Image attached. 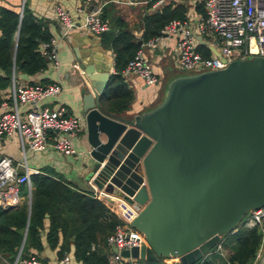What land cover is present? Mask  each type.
Wrapping results in <instances>:
<instances>
[{"label":"water","instance_id":"obj_1","mask_svg":"<svg viewBox=\"0 0 264 264\" xmlns=\"http://www.w3.org/2000/svg\"><path fill=\"white\" fill-rule=\"evenodd\" d=\"M83 72L93 92L83 90L80 108L89 146L85 177L135 206L130 224L145 239L120 250L122 257L171 255L193 264L264 203L263 57L179 76L159 104L132 118L100 106L110 72Z\"/></svg>","mask_w":264,"mask_h":264},{"label":"built area","instance_id":"obj_2","mask_svg":"<svg viewBox=\"0 0 264 264\" xmlns=\"http://www.w3.org/2000/svg\"><path fill=\"white\" fill-rule=\"evenodd\" d=\"M94 1L75 22L61 7L56 8L58 22L66 33L71 28H82L88 32L100 34L108 29L101 19L103 0ZM116 3H150L156 7L163 0H113ZM203 14L197 22L199 35L206 37V45L214 48L219 56L209 49L208 56H203L197 49V41L185 19H171L164 24L159 33L146 39L143 44L154 48L165 35H176L175 53L177 66L187 73L223 68L236 58H264V0H202ZM77 10L80 11V8ZM22 6L19 9V14ZM39 48L46 54L53 65H57L55 42L53 39L41 42ZM123 75L133 73L145 84H156L157 76L152 71L141 49L135 50L121 70ZM60 90L57 83L39 85L36 83H17L11 76L9 92L0 97V140L4 137L17 144L18 158L10 154H0V209H6L18 203L20 186L26 189L29 198L31 188L30 175L39 172L28 166L29 153H42L53 150L62 154L74 152L72 140L84 126L83 118L74 115L62 106L49 107L40 104L43 99L55 96ZM92 196L101 200L108 210L119 220L114 230L107 235L108 264H142L132 257H122L119 251L133 246L145 244L140 231L131 226V220L138 210L125 199L92 189ZM239 225L245 228H257L260 233L258 247L252 264L261 257L264 250V203L255 209L248 210L241 218ZM222 238L211 247L212 252L222 255ZM111 246L116 248L112 251ZM91 249L94 245L91 244ZM224 258V257H223ZM180 264L177 256H158L147 264H168L166 260ZM70 254L65 252L52 263L44 262L29 256L22 260L23 264H69ZM12 264H15L12 263ZM83 264H85L83 262Z\"/></svg>","mask_w":264,"mask_h":264},{"label":"trees","instance_id":"obj_3","mask_svg":"<svg viewBox=\"0 0 264 264\" xmlns=\"http://www.w3.org/2000/svg\"><path fill=\"white\" fill-rule=\"evenodd\" d=\"M108 6L102 8L101 19L108 21H105L108 29L104 32V39L113 54L114 72L105 83L100 102L107 111L119 113L128 107L132 97L121 70L138 49V41L143 43L157 35L171 19H183L184 7L181 4H163L142 15L143 32L137 39L122 18L110 16ZM200 11L203 14V9ZM50 36L47 25L25 6L20 14L0 6V89L10 84L16 71L32 75L47 66L46 54L40 50L39 44L49 41ZM203 51L200 53L208 56L209 51L205 47ZM30 180L28 204L22 202L0 209V256L11 262L23 238L19 256H24L27 248L40 250L39 230L46 215L48 228L45 236L49 246L55 245L59 233L61 236L58 257L67 252L72 237L76 259L85 264H108L105 238L119 223L118 218L90 191L76 188L48 167L31 174ZM227 234L230 246L222 239L226 248L224 258L204 256L193 264H252L260 239L258 229L238 224Z\"/></svg>","mask_w":264,"mask_h":264},{"label":"crops","instance_id":"obj_4","mask_svg":"<svg viewBox=\"0 0 264 264\" xmlns=\"http://www.w3.org/2000/svg\"><path fill=\"white\" fill-rule=\"evenodd\" d=\"M103 1H105V3L102 8L109 5L107 10L110 16L122 18L127 23L129 32L137 39H140L143 32L142 15L157 9L163 4H171L173 6L181 4L184 7L183 19L187 21L194 36L199 35L197 22L202 16L200 11V9H202V0H163V3L156 7H152L150 3L126 4L116 3L113 0ZM92 4H94V1L86 2L85 0H0V6L17 12H19L21 6L22 8L25 6L34 16L41 19L47 25L51 35L50 38L55 42L57 65H53L52 62L47 59V66L43 70L32 75H26L19 71L14 72L15 81L17 83H36L39 85L57 83L60 87L59 92L53 97L43 99L40 104L49 107L62 105L68 112L81 118L80 108L83 90L88 87L89 91L93 93L89 81L83 72L84 68L89 66L93 69V72L108 71L112 74L114 72L113 54L104 39V32L95 34L82 28L75 27L63 33V28L56 16V8H63L72 20L78 22L82 18V14L88 10ZM133 7H141L142 11L135 16L131 14L130 11V8ZM78 8H80V11L77 10ZM123 11H127V14L120 16ZM105 21L108 23L107 20ZM176 37V35H165L154 48L146 47L143 43L138 41V48L141 49L147 61L150 63L152 71L158 78L157 83L145 84L139 76L133 73L125 75L121 73L126 86L132 94L128 107L119 113L109 112L100 102L101 108L108 113L123 118H132V116L144 113L159 104L166 94L169 83L175 78L187 74L176 64ZM201 38L207 41L206 37L201 36ZM197 43V48L201 53L204 52L203 47L208 50L207 45L200 44L198 41ZM8 92L9 85L0 89V97L6 96ZM100 137L102 138L103 136L101 135ZM72 146L74 152L71 154H62L53 150H47L42 153H29L27 164L30 168L37 169L38 171L43 167H48L80 190L90 192L92 189L98 190L92 182V177L89 179L85 177L89 170L90 163L85 152L89 148L85 125L77 136L73 138ZM0 154H10L17 159L19 156L17 144L9 138H2L0 140ZM22 202L28 204L26 193L20 196L18 203L15 205H19ZM47 228L48 218L45 215L42 229L39 230L40 250L27 248V253L22 257L19 256L23 245V238L13 260L9 262L4 257L0 256V264H12L14 262L15 264H23L22 260L29 256H34L36 259L49 263L59 258L57 252L61 242L60 233L58 234L57 242L51 247L46 241L45 235ZM71 240L72 237L68 242L67 250V253L70 254L69 264H83V261L74 257ZM166 263L178 264L168 259Z\"/></svg>","mask_w":264,"mask_h":264},{"label":"rangeland","instance_id":"obj_5","mask_svg":"<svg viewBox=\"0 0 264 264\" xmlns=\"http://www.w3.org/2000/svg\"><path fill=\"white\" fill-rule=\"evenodd\" d=\"M146 10V8H145ZM128 11V10H127ZM127 11H123L121 12V15L120 16H124L125 14H127ZM130 11H131V14L137 16L142 10H141V7H133V8H130ZM184 73H187V72H184ZM26 193V189L24 188V186H20L19 187V190H18V194L21 196V195H24ZM227 236L228 234H222L221 235V238L224 240V244H228V246H230V243L227 242L228 239H227ZM222 242V241H221ZM223 242H222V257L219 256L218 254H216L215 252H212L213 250H211V248L209 249V251L206 253L205 257H218L219 259H222L224 256H226V248L224 246ZM263 259H264V250H263V253L261 255V257L259 258V260L256 261L255 264H262L263 262ZM130 260H134L133 258H130ZM137 262L139 263H142V264H147V263H150L151 261H147L145 259H135Z\"/></svg>","mask_w":264,"mask_h":264}]
</instances>
